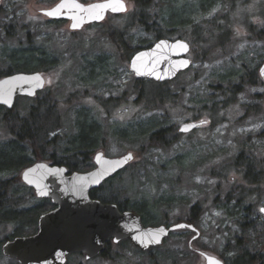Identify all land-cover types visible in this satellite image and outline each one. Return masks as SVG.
I'll return each mask as SVG.
<instances>
[{
	"label": "rangeland",
	"instance_id": "obj_1",
	"mask_svg": "<svg viewBox=\"0 0 264 264\" xmlns=\"http://www.w3.org/2000/svg\"><path fill=\"white\" fill-rule=\"evenodd\" d=\"M58 1L0 2V11L15 13L19 22L30 24L33 29L39 27L40 48L42 45L44 47V40L49 36L47 31L54 36L47 51L57 57L58 65L53 70L46 71L47 85L39 98L44 95L59 98L57 110L61 112L64 127L58 134L66 140L75 132L77 121H84L83 117L95 122L102 133V141L90 155L91 159L97 152H102L109 158L127 153L134 155V162L121 172L113 185L123 190L124 197L135 202L144 200L149 204V213L154 218L148 219L151 222L143 220V225L169 227L184 222L190 208L198 203L201 209L195 220L199 237L192 242L191 247L214 256H225L227 239H234L228 230L235 232L236 223L223 209L213 205V199L218 196L217 200L220 201L228 191L235 194L242 187L248 189L252 186L245 184L234 170L229 172L224 183L219 177L210 176V173L219 171L222 164L230 163L241 147L258 159H264V85L245 86L232 103L222 106L220 110L219 106L214 108L213 114L218 118L214 116L216 126L210 124L198 129L195 134L181 135L165 148H143L144 141L140 133L153 122H162V127L170 135L177 133L180 125L185 122L206 119L211 113L212 103L220 100L218 93L212 88L215 82L238 71L242 61L248 65L252 64V60L258 61V55L264 54V43L253 40L246 27L240 24L236 33L230 35L232 38H229L230 42L225 46V56L211 61L207 59L194 62L193 55H190L191 67L168 85L169 93L176 98L165 100L159 108L146 110L144 100L135 101L134 77L128 69L129 61L126 62L117 46L101 34L104 27L108 28L110 24L121 26L120 24L125 23L133 11V3L122 18L108 20L103 26L89 27L73 35L68 29V22L60 23L58 29L53 30L46 27V19L36 12L49 8ZM160 1L166 4L154 6ZM199 1L155 0L152 5L158 14H165L169 7L195 24L222 12L221 7L216 6L204 13L199 8ZM255 7L251 5L250 9ZM260 20L259 17L254 19L255 22ZM184 30L189 32L188 26ZM131 34L135 40H154L150 33L137 27L131 30ZM218 40L213 37L208 42L202 39L199 41L204 43L202 46L208 47ZM16 45L12 41L8 47ZM3 47L0 43V57ZM231 78L235 80L233 76ZM144 89L147 95L161 91L160 87L149 84ZM31 103L32 99L27 97L17 98L14 113L22 117ZM9 138L8 133L0 126V143L6 144L5 140ZM243 142L246 146L242 145ZM37 160L41 159L35 161ZM21 172L17 175L20 182ZM13 178L15 176H8L4 181ZM13 185L17 184L13 181ZM254 188L251 201L258 213L259 208L264 206V177ZM16 199L15 202L20 201V195ZM24 200L29 204L19 205L18 209L25 210L30 205V202ZM246 205L248 206V202ZM147 215L144 216L147 218ZM258 218L260 221L257 226L263 233L264 219L260 215ZM15 229L14 222L1 223L0 240L4 242L11 237ZM193 235L194 233L185 230L172 232L162 246L153 252L115 249L113 246L115 261L101 257L88 261L81 257L77 261L82 264H201L200 256L189 249L188 242ZM117 251L121 252V256H118ZM13 263L16 264L5 256L0 258V264ZM68 264L77 262L70 263L69 260Z\"/></svg>",
	"mask_w": 264,
	"mask_h": 264
},
{
	"label": "trees",
	"instance_id": "obj_2",
	"mask_svg": "<svg viewBox=\"0 0 264 264\" xmlns=\"http://www.w3.org/2000/svg\"><path fill=\"white\" fill-rule=\"evenodd\" d=\"M80 1L85 2L87 0ZM130 1L133 3V11L128 20L121 24L124 35L117 36V33H113L111 29L107 30L112 27L111 24L108 25V28L104 27L106 31H101V34L117 48L120 44L123 45L118 50L122 52L126 62L136 51L151 45L154 41L146 38L135 40L131 30L136 29V27L150 33L157 40L186 39L190 43V55H193L194 62L206 61L207 59L211 61L225 56L227 54L224 51L225 46L230 42L229 38H232L230 35L233 36L236 33L235 31L238 30L240 24L246 27L253 40L264 43V0H200L198 2L199 8L204 13L216 6H220L222 12L220 15L217 14L209 20L196 24L170 10L169 7L165 14L156 13L152 5L155 0ZM165 4L166 2L160 1L154 6H164ZM251 5H255V9H250ZM256 17L261 18V20L255 22ZM62 22L46 20L45 25L56 30ZM185 26H188L189 32L184 30ZM38 28L37 26L33 29L30 24L25 25L22 21L19 22L13 12L0 11V43L4 45L0 57V78L14 73L50 71L58 65L57 57L47 51L54 39L53 34L46 30L49 36L44 40V47L41 46L40 48ZM213 37H217L219 40L211 43L212 45H208V47L202 46L204 43L201 44L199 41L202 39L204 42H208ZM12 41L16 42L17 45L10 48L8 44ZM258 57L259 60L254 62L252 60L250 65L242 61L238 71L224 76L221 81L215 82L212 88L218 93L220 100L212 103L210 114L213 113L216 106L221 108L232 103L235 96L245 86L263 84L258 75V68L264 61V54H260ZM232 76L235 80L231 78ZM171 82L154 83L152 81H139L134 78L135 101L144 100L147 105L146 110L161 107L165 100H169L171 97L176 98L175 95L169 93L168 85ZM146 84L160 87L161 91L147 95L144 89ZM58 102L60 100L57 96L44 95L43 99L38 96L32 99V103L27 108V113L22 117L14 111L0 112V124L4 125L9 135H12L6 144H0V224L8 221L14 222L16 229L11 238L30 235L35 231L38 215L53 207L48 199H36L33 192L17 179V175L36 159H49L55 165L66 167L70 172L87 171L93 167L90 155L102 141V133L98 125L93 121H88L85 119L86 117L82 118L84 121L81 119L77 121L75 132L64 140L58 134L64 127L61 112L57 110ZM162 124L164 123L153 122L147 129L141 131L140 134L144 141L143 148L147 147L146 149H148L156 146L165 148L180 137L178 133L169 135V131L164 130ZM231 170L237 172L245 184L252 187L248 189L242 187L241 191L235 194L233 191H228L221 197L220 201L217 200L218 196L213 199V205L223 209V212L236 223L235 232L232 231V233L229 231L230 229L228 230L234 239H227L224 251L231 256L226 255L224 260L227 264H264V232L262 233L258 229L256 217L259 215L254 208L255 204L251 201L255 191L254 186H257L264 177V159H258L241 147L230 163L222 164L220 170L210 173V176L219 177V180L224 183ZM121 172L107 179L98 189L92 190L90 198L101 203L114 204L121 212L130 211L139 215L141 221L151 222L148 219L154 217L150 215L149 204L146 201H132L130 198L124 197L121 188L114 187L113 184ZM8 176H15V178L4 181ZM13 181L17 185H13ZM17 195H20L19 203L15 202ZM23 198L30 202V205L28 209L20 210L18 206L26 203ZM247 202L248 206L246 205ZM27 204L29 203L24 205ZM200 209L198 203L193 205L184 222L197 227L195 218ZM145 214H148L147 218L144 216ZM153 226H158V224ZM236 237L240 239H236ZM4 242L0 240V258L3 256L1 247ZM113 246L115 249L126 248L139 252L127 241L118 244L109 241L104 252L98 257L115 261L116 258L112 254ZM159 248H150L146 252H153ZM117 254L121 256V252L117 251ZM81 257L84 256L80 254L69 255L66 264L69 260L70 263L74 261L77 264H82L77 261ZM11 260L17 264L15 260Z\"/></svg>",
	"mask_w": 264,
	"mask_h": 264
},
{
	"label": "water",
	"instance_id": "obj_3",
	"mask_svg": "<svg viewBox=\"0 0 264 264\" xmlns=\"http://www.w3.org/2000/svg\"><path fill=\"white\" fill-rule=\"evenodd\" d=\"M119 3L124 4L125 11L119 10ZM128 9L127 0L88 3L59 0L51 7L42 9L40 14L46 20H64L69 23L70 32H78L87 25L104 22L107 14L123 15ZM50 11L55 14H44ZM179 44H186L188 51L184 52ZM189 53L190 46L183 40L160 39L136 51L129 59L128 69L139 81L171 82L191 67ZM184 60L188 61L187 66L182 64ZM261 69H264V61L258 68L259 78L264 85ZM44 86V77L38 72L5 76L0 79V106L11 110L17 97L34 98ZM205 124L204 121L184 123L178 128V133L188 134ZM184 128L187 131L181 130ZM129 155L132 159L125 162L124 158ZM93 162L94 169L69 175L66 174V167L45 163H36L21 173V182L34 190L36 198L49 199L55 208L40 215L35 234L4 242L1 247L3 256L15 260L17 264H66L67 257L72 254L83 255L87 261L98 257L109 241L113 244L127 241L139 252H146L162 246L164 240L175 231H191L196 233L194 238L199 236V231L192 224L180 222L169 227L144 226L139 215L130 211L121 212L114 204L91 199L90 192L132 164L134 155L127 153L109 158L97 152ZM261 208L264 206L259 208L264 217ZM201 255L206 264H224L212 255Z\"/></svg>",
	"mask_w": 264,
	"mask_h": 264
},
{
	"label": "flooded vegetation",
	"instance_id": "obj_4",
	"mask_svg": "<svg viewBox=\"0 0 264 264\" xmlns=\"http://www.w3.org/2000/svg\"><path fill=\"white\" fill-rule=\"evenodd\" d=\"M2 1V0H1ZM0 1V2H1ZM95 1H101V0H95ZM82 2V1H81ZM88 2H94V1H85L84 3H88ZM127 2L129 3V5H131V1L130 0H127ZM40 11H41V9L40 10H38V11H36V12H38L39 14H40ZM129 11V10H128ZM128 11H127V13H128ZM126 13V14H127ZM126 14H123V15H126ZM41 15V14H40ZM123 15H112V14H107V16H106V19L104 20V22H102V23H100V24H91V25H87V26H85V27H83L80 31H82V30H84V29H86V28H89V27H97V26H100V25H104L105 24V22H107L108 20H111V19H118V18H122L123 17ZM42 16V15H41ZM43 17V16H42ZM49 21H55V20H49ZM57 21V20H56ZM59 22L60 21H63L64 23H67L66 21H64V20H58ZM121 25V24H120ZM111 28H109V29H107V30H110L111 29V31L113 32V33H117V36H123L124 35V33H123V27H121V26H118V25H114V24H111ZM141 30V29H140ZM80 31H78V32H71L73 35L74 34H77V33H79ZM103 31H106V28H105V30H103ZM144 32V31H143ZM168 40H183V41H185V42H187L188 44H189V46H190V43L186 40V39H179V38H171V39H168ZM156 41H158L157 39H154V41L151 43V45H153ZM113 44V43H112ZM151 45H149V46H151ZM149 46H147V47H149ZM42 47H43V45H42ZM121 47H123V45L122 44H120V46L118 47V48H121ZM147 47H145V48H147ZM143 49V48H142ZM140 50V49H139ZM190 51H191V49H190ZM189 58H190V53H189V56H188ZM191 60V59H190ZM38 73H40L43 77H44V80H45V86H44V89H45V87H46V85H47V77H46V71H44V70H42L41 72H38ZM5 77V76H4ZM3 78V77H2ZM177 78V77H176ZM1 79V78H0ZM43 89V90H44ZM42 90V91H43ZM42 91H40V92H38L37 94H36V97H38L39 96V94L42 92ZM36 97H34V98H36ZM17 98H19V97H17ZM17 98L15 99V102H14V106H13V108L11 109V110H8V109H6L5 107H3V106H0V112H7V111H10V112H13L14 111V107H15V105L17 104ZM34 98H29V99H34ZM40 99H43V97L42 98H40ZM221 108H218V110H220ZM213 115V116H212ZM214 116H215V114H208V117L206 118V119H203V120H200V121H204V122H206V124L205 125H203V126H201V127H198V128H196L195 130H193L192 132H190V133H188V134H179L178 133V130H177V133H178V135H190V134H195V132L198 130V129H200V128H203V127H206V126H208V125H210L211 124V126H213V125H217L216 123L217 122H214L215 120H214ZM215 118H217L216 116H215ZM218 119V118H217ZM194 122H198V121H194ZM219 122V121H218ZM185 123H193V122H185ZM184 124V123H183ZM2 128H3V130H4V132L5 133H8L7 132V130L4 128V125L3 124H1L0 125ZM8 135H9V133H8ZM10 136H12V135H9V137ZM9 139H6L5 141L7 142ZM244 142H246V141H244ZM243 142V143H244ZM1 144V143H0ZM242 145H245L246 146V144L244 143V144H242ZM93 159H94V156L92 157V163H93V167H91L90 169H88L87 171H84V172H88V171H90V170H92V169H94L95 168V164H94V162H93ZM36 163H45V164H48L49 166H57V167H62V166H58V165H55L53 162H51L49 159H41V160H37V161H34L31 165H29L28 167H30V166H32V165H34V164H36ZM28 167H26V168H28ZM25 168V169H26ZM25 169H23L22 170V172L25 170ZM67 169V168H66ZM21 172V173H22ZM73 172H70L68 169H67V175H69V174H72ZM21 175V174H20ZM115 175H117V174H115ZM114 175V176H115ZM113 177V176H112ZM217 179V178H216ZM23 183V182H22ZM23 185L25 186V187H27L29 190H31L32 192H33V194L35 195V193H34V190L33 189H31V188H29L27 185H25L24 183H23ZM35 198H36V196H35ZM36 199H39V198H36ZM41 200V199H40ZM49 200V199H48ZM55 208V206H53L52 208H50V209H48L47 211H43V212H41L39 215H38V217H37V220H36V224H35V231L34 232H32L30 235H33V234H35L37 231H38V219H39V217H40V215H42V214H45V213H47V212H49V211H51V210H53ZM25 209H28V207H26ZM259 211V210H258ZM259 214L258 215H260V217H263L261 214H260V212H258ZM263 219H264V217H263ZM260 221V219L258 218V217H256V222L258 223ZM262 222H264V220L262 221ZM197 229V228H196ZM198 230V229H197ZM188 232H191V231H188ZM192 234L194 233V232H191ZM30 235H27V236H30ZM195 235H196V233H194V235L193 236H191V238H190V240H189V242H188V245H189V249L193 252V253H196L197 255H199L200 256V259H201V264H206V262H205V258L201 255L202 253H205V252H203V251H200V250H198V249H195V248H192L191 247V244H192V242L194 241V240H196L197 238H194L195 237ZM17 237H22V236H17ZM169 237V236H168ZM16 237H9V238H6V239H11V240H13V239H15ZM240 239L239 237H236V239ZM167 239V238H166ZM6 241H9V240H6ZM5 241V242H6ZM206 254H208V255H212V254H209V253H206ZM226 255H228V256H231V254H227L226 253ZM226 255L225 256H214V255H212V256H214V257H216L217 259H219L220 261H222L224 264H227L226 263V261L224 260V257H226ZM11 260V259H10Z\"/></svg>",
	"mask_w": 264,
	"mask_h": 264
},
{
	"label": "snow or ice",
	"instance_id": "obj_5",
	"mask_svg": "<svg viewBox=\"0 0 264 264\" xmlns=\"http://www.w3.org/2000/svg\"><path fill=\"white\" fill-rule=\"evenodd\" d=\"M118 7H119V10H120V11H125V6H124L123 3H119ZM113 10L115 11L116 9L114 8ZM44 14H45V15H48V16H52V15L55 14V12H54V11H50V12H45ZM179 47H180L181 49H183L184 52H187V51H188V46H187L186 44H179ZM182 64H183L184 66H187L188 61H187V60H184V61H182ZM261 75H264V69H261ZM181 130H182V131H187V128H184V129H181ZM124 159H125V162H126L127 160L132 159V156H131V155L126 156ZM118 163H119V162H117V164H118ZM260 211H261V212H264V208H261ZM157 242H159V241L157 240Z\"/></svg>",
	"mask_w": 264,
	"mask_h": 264
}]
</instances>
